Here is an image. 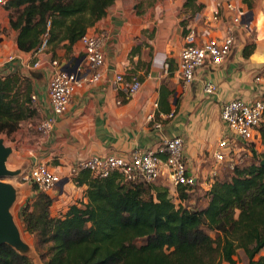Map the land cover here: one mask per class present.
Here are the masks:
<instances>
[{"label": "crops", "instance_id": "0c3cea01", "mask_svg": "<svg viewBox=\"0 0 264 264\" xmlns=\"http://www.w3.org/2000/svg\"><path fill=\"white\" fill-rule=\"evenodd\" d=\"M196 1L203 7L187 28L194 27L198 35L205 29L207 18L217 3L231 1L241 10V23L246 28L236 32V41L221 64L206 62L196 70L194 80L185 83L179 77L178 62L188 32L184 35L181 28L179 32L173 31L170 18L166 17L165 22L155 26L153 33L142 38L151 21L133 12L135 6L131 1L115 0L105 15L87 28V32L105 31L107 34L100 80L79 88L67 111L56 117L52 129L47 134L39 133L30 164L45 163L52 171L66 177L78 160L92 156H126L133 150L154 147L164 138L180 135L188 173L197 179L208 176L213 164L212 151L223 133L222 103L236 97L248 102L264 99V0H259V9L257 5L255 9L249 8L241 0ZM221 13L228 14L224 8ZM8 14V10L0 8V74L14 67L31 79V94L35 95L32 103L39 122L51 114L48 81L52 71L72 69L83 60L84 50L77 41L70 51L62 45L56 47L54 56L49 46L37 55L21 51L15 42L16 31L9 27ZM217 27L208 29L210 36H222L224 24L219 23ZM254 32L255 47L244 56L247 39ZM8 55H14L15 60L6 62ZM36 60L40 62L38 67L26 69L27 62ZM117 73L123 74L126 81L136 76L141 88L128 96L114 81ZM257 76L259 81L255 79ZM208 80L216 85L212 94L203 90V83ZM156 123L160 127H156ZM252 149L263 151L260 136ZM21 178V182L13 183L18 188L14 203L16 215L13 214L22 224L20 210L25 204L33 208L38 191L26 175ZM73 178H67L66 183L47 193L52 198L49 207L52 217L63 215L69 205L79 200L86 202L87 185H76ZM206 184L205 189H208L209 183ZM161 185L167 187L165 180H161Z\"/></svg>", "mask_w": 264, "mask_h": 264}, {"label": "trees", "instance_id": "16d2710c", "mask_svg": "<svg viewBox=\"0 0 264 264\" xmlns=\"http://www.w3.org/2000/svg\"><path fill=\"white\" fill-rule=\"evenodd\" d=\"M114 2L8 0L5 9L21 51L35 52L46 41L54 56L61 45L70 51ZM195 2L185 0V6ZM248 46L244 56L251 52ZM31 93L28 77L17 68L0 74V132L11 133L37 114ZM258 133L264 146V116ZM251 154L249 165L235 166L227 179L216 177L201 208L182 204L191 192L184 186L178 187L176 203L166 186L127 183L117 171L95 177L81 170L73 181L87 185L86 202L52 217V198L38 192L33 208L25 204L20 210L23 230L48 244L44 264H236L238 249L244 264H264V149L251 148ZM0 264L34 263L3 244Z\"/></svg>", "mask_w": 264, "mask_h": 264}, {"label": "built area", "instance_id": "2783aa9c", "mask_svg": "<svg viewBox=\"0 0 264 264\" xmlns=\"http://www.w3.org/2000/svg\"><path fill=\"white\" fill-rule=\"evenodd\" d=\"M8 0H0V8H5ZM221 8L228 14L222 15ZM223 23L222 36L209 35V28H218ZM240 28H246L241 23V10L233 2L217 3L210 16L207 18L206 27L198 35L194 27L188 30L186 42L179 52L178 73L179 77L187 84L195 78L196 70L206 62L212 65L221 64L231 51L235 41L236 32ZM105 31L85 32L80 43L84 50L83 60L78 62L70 70H53L48 81V101L51 114L43 117L36 125L39 133L47 134L53 127L56 117L67 111L74 93L85 84L97 83L101 78V68L105 63L104 43ZM46 48L44 41L34 55ZM15 60L14 55H8L6 62ZM52 64L56 65V61ZM40 65L38 60L26 63L27 69H33ZM14 68V67H13ZM12 68V70H13ZM257 81L260 77L255 78ZM117 86L124 89L128 96L134 95L140 88L141 82L133 76L126 81L123 74L117 73L114 78ZM203 90L212 94L216 90L213 81H205ZM35 95L31 94V101ZM171 116V115H170ZM264 99L248 102L236 97L222 103L220 108V120L223 125V133L215 145L211 157L213 164L209 170V186L219 175V169L224 166L233 170L240 163V152L247 145L259 141L258 128L263 122ZM160 127L159 123L155 124ZM245 143L246 145H244ZM251 153V148H250ZM184 143L180 135L164 138L154 147L143 150H133L126 156L107 155L92 156L78 160L68 171L66 177L52 171L45 163H36L29 167L26 178L31 181L40 193H48L57 188L63 178H73L81 170H89L95 177H106L111 172L117 171L122 180L136 184L143 182L153 184L158 180H165L168 188L173 189L169 196L178 202V187L184 186L186 192L192 191L197 184V177L188 173L183 155ZM241 166V165H240Z\"/></svg>", "mask_w": 264, "mask_h": 264}, {"label": "rangeland", "instance_id": "374dc122", "mask_svg": "<svg viewBox=\"0 0 264 264\" xmlns=\"http://www.w3.org/2000/svg\"><path fill=\"white\" fill-rule=\"evenodd\" d=\"M132 3V6H135V12L137 15L147 18L150 20L149 26L146 31L142 33V38L149 36L150 33L155 30V26L160 22H165L167 17L170 18V24L172 25L173 31H180L182 29V33L185 35L188 32V28L200 15L202 9V3H196L194 6H185V0H129ZM243 1V0H241ZM227 2V1H226ZM246 3L249 8L255 9L254 7L258 4L259 0H246L243 1ZM256 8H260V5H257ZM197 33V31H195ZM255 32L247 39L248 51H252L255 47L254 38ZM27 69V68H26ZM29 82L31 83V79L28 77ZM32 104V103H31ZM34 106V104H32ZM39 115L36 114L31 118H27L19 122L17 128L11 133H7L5 131L0 132V137L4 139L6 145L11 146L13 151L7 161V166L10 169H21V172L17 176L12 177H4L3 180L8 181L10 183H19L22 181V176L27 174V169L33 165L30 164V157L34 153V145L37 143L38 138L40 137L39 132L36 129V125L38 123ZM254 143H247L245 148L240 152V163L238 166H246L254 161L252 154L250 153V148H252ZM231 176V170L227 167L222 166L219 169L218 179H227ZM210 182L209 176H200L197 179V184L192 187V191L190 192V196L187 201H182V204H186L192 207L201 208L206 203V195L205 188L207 187L206 183ZM154 185H161V180L153 183ZM148 196L146 193L144 197ZM178 200V199H177ZM180 201L178 200L177 203ZM12 212H15V206L12 207ZM16 215V212H15ZM15 217V221L19 226L21 231V235L24 240L31 247V251L29 252V258L33 261L34 264H44V258L41 257L46 255L47 243L39 242L36 235H31L23 230V226L19 220V218ZM212 236H214V232H210ZM262 252H264L262 250ZM237 260L236 264H244L246 261V257L244 252L241 249H238L235 255ZM223 264V263H222Z\"/></svg>", "mask_w": 264, "mask_h": 264}, {"label": "water", "instance_id": "95a60500", "mask_svg": "<svg viewBox=\"0 0 264 264\" xmlns=\"http://www.w3.org/2000/svg\"><path fill=\"white\" fill-rule=\"evenodd\" d=\"M12 151L13 148L6 145L4 139L0 137V246L7 244L20 254L29 256L31 247L22 237L12 212L18 188L13 183L3 180L4 177L17 176L21 172L20 168L10 169L7 166ZM261 164L264 165V159L261 160ZM67 181V178H63L58 185L62 186Z\"/></svg>", "mask_w": 264, "mask_h": 264}]
</instances>
